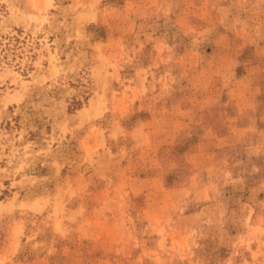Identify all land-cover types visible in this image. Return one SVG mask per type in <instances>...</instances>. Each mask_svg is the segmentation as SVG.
Instances as JSON below:
<instances>
[{
	"label": "rangeland",
	"instance_id": "1",
	"mask_svg": "<svg viewBox=\"0 0 264 264\" xmlns=\"http://www.w3.org/2000/svg\"><path fill=\"white\" fill-rule=\"evenodd\" d=\"M0 264H264V0H0Z\"/></svg>",
	"mask_w": 264,
	"mask_h": 264
}]
</instances>
